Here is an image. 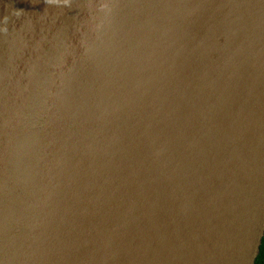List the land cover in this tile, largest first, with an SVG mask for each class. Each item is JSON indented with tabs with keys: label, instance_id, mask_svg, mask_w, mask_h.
Returning a JSON list of instances; mask_svg holds the SVG:
<instances>
[{
	"label": "water",
	"instance_id": "obj_1",
	"mask_svg": "<svg viewBox=\"0 0 264 264\" xmlns=\"http://www.w3.org/2000/svg\"><path fill=\"white\" fill-rule=\"evenodd\" d=\"M264 0H0V264H255Z\"/></svg>",
	"mask_w": 264,
	"mask_h": 264
},
{
	"label": "trees",
	"instance_id": "obj_2",
	"mask_svg": "<svg viewBox=\"0 0 264 264\" xmlns=\"http://www.w3.org/2000/svg\"><path fill=\"white\" fill-rule=\"evenodd\" d=\"M255 264H264V238L262 239V243L260 246V253L256 259Z\"/></svg>",
	"mask_w": 264,
	"mask_h": 264
}]
</instances>
